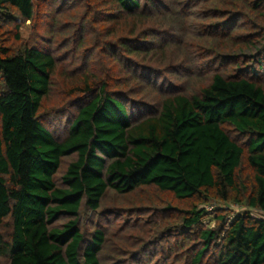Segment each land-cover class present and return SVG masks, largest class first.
<instances>
[{"label": "trees", "instance_id": "trees-1", "mask_svg": "<svg viewBox=\"0 0 264 264\" xmlns=\"http://www.w3.org/2000/svg\"><path fill=\"white\" fill-rule=\"evenodd\" d=\"M0 264H264V0H0Z\"/></svg>", "mask_w": 264, "mask_h": 264}, {"label": "rangeland", "instance_id": "rangeland-1", "mask_svg": "<svg viewBox=\"0 0 264 264\" xmlns=\"http://www.w3.org/2000/svg\"><path fill=\"white\" fill-rule=\"evenodd\" d=\"M44 25H46V24H44ZM46 31H47V26L43 28L42 32L46 33ZM32 34H33L32 33V27L28 23L26 25V27L22 29V38L24 40H30V38L32 37ZM42 39H40V40L42 41ZM42 43H43V41H42ZM59 55L62 56L61 54H59ZM64 66L66 67V64L64 63L63 59H60L59 68L57 70L58 78H56L52 93L46 99L45 105L43 108V110H44L43 121L45 123V126L51 130V132L55 135V137L57 139H62L66 135L67 126L69 124V120L72 118V113H73L71 110L73 105H70L72 98H70V95L68 94V92H69L68 88L69 87L66 85V82H64V80L66 78L61 76V74L64 71L66 72V68ZM59 77H61V78H59ZM136 198L151 201V202H156L162 206L165 205V207L169 203H171V204H174V206L177 209H186V206L188 205L187 203H184V202L175 201L174 198L170 195L160 194L155 189H150V190L144 191L143 193H139L138 195L134 196V199H130V200H127L124 202H127V203L133 202ZM107 202H108V206H111V204L114 203L113 207L115 209H120L118 207V205L122 204V202L120 200H118L117 198H115L114 196H111V198H109V200ZM228 205L229 206H226L224 204H216L217 207L220 206L221 208L229 210L231 212V214L229 215L230 216L229 217L230 222L235 220L237 218L238 214H243L245 212L250 211L247 207H242V205L241 206H236L234 204H228ZM113 212L114 211L111 210L110 213L112 214ZM106 215H110V214L102 215L100 220L98 221L100 224L98 222H96V224L100 227H101V225H103L106 228L117 229L118 226H116V224L119 223V218H116V219L110 218L109 219ZM253 215L257 216V217L260 216L258 214V212H254ZM119 216H121V214H119ZM93 224H94V222H93ZM205 224L209 225L212 228H214L217 225L213 216L208 218L205 221ZM117 234H119V233L116 230L115 231L116 237H117ZM114 240L117 241L116 238Z\"/></svg>", "mask_w": 264, "mask_h": 264}]
</instances>
